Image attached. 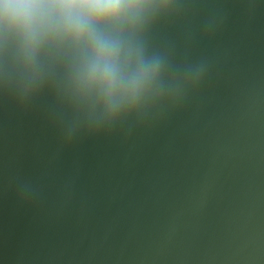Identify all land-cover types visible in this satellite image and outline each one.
<instances>
[{
    "label": "water",
    "instance_id": "95a60500",
    "mask_svg": "<svg viewBox=\"0 0 264 264\" xmlns=\"http://www.w3.org/2000/svg\"><path fill=\"white\" fill-rule=\"evenodd\" d=\"M163 92L112 121L0 31V264H264V0H166Z\"/></svg>",
    "mask_w": 264,
    "mask_h": 264
},
{
    "label": "clouds",
    "instance_id": "9594fccd",
    "mask_svg": "<svg viewBox=\"0 0 264 264\" xmlns=\"http://www.w3.org/2000/svg\"><path fill=\"white\" fill-rule=\"evenodd\" d=\"M166 0H0V31L15 39L25 73H40L45 50L66 61L74 100L112 121L163 92L165 64L140 39Z\"/></svg>",
    "mask_w": 264,
    "mask_h": 264
}]
</instances>
